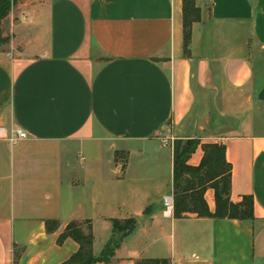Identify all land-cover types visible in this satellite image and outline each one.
Listing matches in <instances>:
<instances>
[{"label": "crops", "instance_id": "crops-1", "mask_svg": "<svg viewBox=\"0 0 264 264\" xmlns=\"http://www.w3.org/2000/svg\"><path fill=\"white\" fill-rule=\"evenodd\" d=\"M190 55L182 0H22L0 51V264H61L72 221L93 254L111 220L138 219L109 264H264V0H195ZM225 146L231 197L251 221L175 219L173 149L158 134ZM202 158L200 146L189 164ZM173 199V198H172ZM204 199L215 210L213 191ZM59 228L47 233L45 222Z\"/></svg>", "mask_w": 264, "mask_h": 264}, {"label": "trees", "instance_id": "trees-1", "mask_svg": "<svg viewBox=\"0 0 264 264\" xmlns=\"http://www.w3.org/2000/svg\"><path fill=\"white\" fill-rule=\"evenodd\" d=\"M15 0H0V49L9 44V37L4 34V25ZM200 21V10L195 0H182L183 52L190 55L191 31L193 24ZM202 151V158L197 166L190 165L189 154L194 147ZM225 146L217 143L200 145L197 140H186L185 147L181 143L173 145V212L175 219L187 215L197 218L227 219L251 221L253 200L251 196H243L238 203L231 197V164L225 157ZM207 190L213 191L215 210L211 213L204 199ZM111 235L98 256L93 254V235L89 221L70 222L59 235L57 244L71 239L78 245V250L61 264H109L122 242L129 237L138 226V219L111 220ZM59 228L57 220H47L45 230L54 233ZM135 264H170L166 259H142Z\"/></svg>", "mask_w": 264, "mask_h": 264}, {"label": "built area", "instance_id": "built-area-1", "mask_svg": "<svg viewBox=\"0 0 264 264\" xmlns=\"http://www.w3.org/2000/svg\"><path fill=\"white\" fill-rule=\"evenodd\" d=\"M4 131L0 129V138L4 137ZM6 139L12 143L15 144L18 141L25 140L28 138V135L21 129H15L11 131L7 136H5ZM159 138H162L159 136ZM163 146H170L173 149V146L170 142H168L167 139L161 140ZM163 205H164V214L167 216H171L173 212V199L172 197H165L163 199Z\"/></svg>", "mask_w": 264, "mask_h": 264}, {"label": "rangeland", "instance_id": "rangeland-1", "mask_svg": "<svg viewBox=\"0 0 264 264\" xmlns=\"http://www.w3.org/2000/svg\"><path fill=\"white\" fill-rule=\"evenodd\" d=\"M19 2H22V0H15V3L11 6V9H10V13H11V10L12 8L14 7V9L17 7L16 5L19 3ZM9 13V15H10ZM4 32L6 34H8V25L7 23H5L4 25ZM5 48L2 47L0 49V51H4ZM158 136H161L162 138H159L160 140L162 139H167L168 142H170L172 144V146L175 144V143H181V148H184L185 147V141L184 140H177L175 138L172 137L170 131H167V132H161L158 134ZM198 151V147H194V149L192 150V152L189 154V160L196 154V152Z\"/></svg>", "mask_w": 264, "mask_h": 264}]
</instances>
